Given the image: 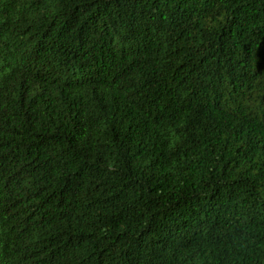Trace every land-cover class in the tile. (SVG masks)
Listing matches in <instances>:
<instances>
[{"label": "trees", "instance_id": "1", "mask_svg": "<svg viewBox=\"0 0 264 264\" xmlns=\"http://www.w3.org/2000/svg\"><path fill=\"white\" fill-rule=\"evenodd\" d=\"M0 264H264V0H0Z\"/></svg>", "mask_w": 264, "mask_h": 264}]
</instances>
